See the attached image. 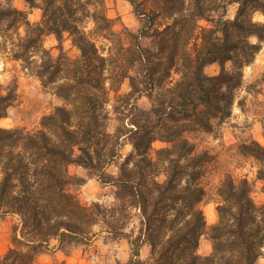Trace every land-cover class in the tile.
Here are the masks:
<instances>
[{
    "label": "trees",
    "instance_id": "16d2710c",
    "mask_svg": "<svg viewBox=\"0 0 264 264\" xmlns=\"http://www.w3.org/2000/svg\"><path fill=\"white\" fill-rule=\"evenodd\" d=\"M26 1L39 5L41 20L29 21L8 1L0 4V34L11 39L12 58L45 87L54 85L63 104L36 130L0 126V212L19 219L0 264H32L51 239L60 247L86 244L103 232L129 244V259L118 264H256L264 252V145H239L258 163L263 200H255L250 179L226 174L216 191L217 222L206 230L200 203L213 155L192 138L231 115L243 69L262 48L264 22L253 15L264 14V0H129L144 20L138 31L115 29L108 0ZM85 19L110 41L106 55L82 28ZM64 32L79 50L74 58L62 45L54 58L44 45L45 35L61 42ZM213 63L220 71L208 74ZM144 95L150 107L139 111ZM16 96L13 86L0 87V119ZM126 142L133 151L121 160ZM72 165L110 187L113 200L82 203L67 189L82 181ZM134 217L138 224L128 230ZM205 233L212 248L202 255Z\"/></svg>",
    "mask_w": 264,
    "mask_h": 264
},
{
    "label": "rangeland",
    "instance_id": "374dc122",
    "mask_svg": "<svg viewBox=\"0 0 264 264\" xmlns=\"http://www.w3.org/2000/svg\"><path fill=\"white\" fill-rule=\"evenodd\" d=\"M10 1L11 5L26 11L29 21L38 22L41 20L42 10L39 5H30L26 0H0V4ZM38 1V0H37ZM37 3V2H36ZM237 7H228L227 17L233 18ZM108 17L114 19L115 29L124 31H138L144 23L143 18L135 12L129 0H108ZM254 20L264 22V14L256 12ZM207 25L204 21L200 22ZM85 31L93 38L98 48L105 55L107 54L110 41L101 37L96 32L94 24L85 19ZM20 34L23 35L24 28L21 27ZM123 40L128 41L122 33ZM148 41V40H144ZM44 45L56 58L60 54V45L63 46L65 54L71 58L79 54L78 48L73 44L69 33L64 32L61 42L54 34L43 37ZM226 68L230 63L225 64ZM208 74H217L220 65L213 63L205 67ZM264 41L261 50L257 53L254 61L243 69V82L235 93V101L229 117L221 122H216L211 132L201 133L192 138L198 150L207 149L213 155V159L206 164L203 177V185L206 195L200 203L206 219V230L217 222V187L226 174L232 175L235 179L247 177L254 183V198L257 202L263 200L260 193L262 182L256 179L258 169L257 161L242 153L239 145L242 142L256 140L264 145ZM16 89V99L8 108L5 117L0 119V126L6 128H21L25 130H36L43 115L50 113L57 105L63 104V100L55 94L54 85L45 87L41 80L32 73L30 67L24 62L12 58L11 39L4 38L0 34V87ZM128 90L125 83L122 91ZM138 110L143 111L150 107V99L144 95L137 101ZM107 105V108H110ZM111 125L117 124L116 116L111 115ZM165 143L156 141L154 147L165 146ZM133 151L130 143L126 142L121 148L122 159ZM108 170L117 171L112 164ZM70 171L73 175L81 178L80 183H73L67 187L78 199L85 204L99 200L109 204L113 198L111 188L103 187L95 176L89 174L88 170L79 165H72ZM1 177V176H0ZM18 217L14 214H3L0 212V254H4L13 246L12 236L14 226L18 223ZM137 225V217H134L128 230L132 225ZM99 229V227H96ZM211 241L207 233L200 238L198 252L206 255L211 251ZM149 252L147 246L141 249V257L146 258ZM130 257V247L126 239H112L106 232L96 235L88 243H71L63 247L59 246L57 239H51L49 247L37 254L32 264H118L125 262ZM256 264H264V252Z\"/></svg>",
    "mask_w": 264,
    "mask_h": 264
}]
</instances>
